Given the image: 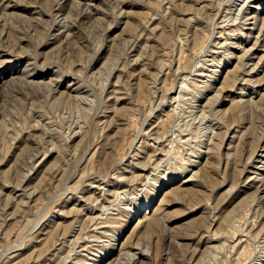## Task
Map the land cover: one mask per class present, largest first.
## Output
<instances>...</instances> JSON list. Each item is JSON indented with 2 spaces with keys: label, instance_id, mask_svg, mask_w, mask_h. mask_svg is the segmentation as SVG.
Returning a JSON list of instances; mask_svg holds the SVG:
<instances>
[{
  "label": "rangeland",
  "instance_id": "rangeland-1",
  "mask_svg": "<svg viewBox=\"0 0 264 264\" xmlns=\"http://www.w3.org/2000/svg\"><path fill=\"white\" fill-rule=\"evenodd\" d=\"M0 264H264V0H0Z\"/></svg>",
  "mask_w": 264,
  "mask_h": 264
}]
</instances>
